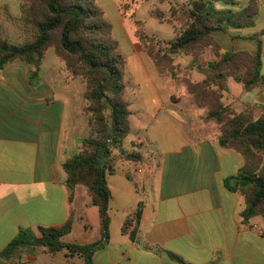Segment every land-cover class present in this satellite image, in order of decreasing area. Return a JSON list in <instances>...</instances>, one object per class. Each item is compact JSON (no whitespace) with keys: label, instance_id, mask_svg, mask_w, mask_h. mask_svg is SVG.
<instances>
[{"label":"crops","instance_id":"crops-1","mask_svg":"<svg viewBox=\"0 0 264 264\" xmlns=\"http://www.w3.org/2000/svg\"><path fill=\"white\" fill-rule=\"evenodd\" d=\"M122 2L105 0L100 6L106 14L107 5L114 3L125 25ZM160 2L169 3L166 11L158 9L168 19L171 6L186 0ZM248 2L220 0L216 6L240 9ZM23 3L0 0V26L20 19ZM213 37L224 53H261L264 65V0L253 26L215 31ZM128 38L129 48L121 52L126 57L131 133L137 136L132 148L125 147L140 152L147 168L139 170L137 181L121 169L128 161H119L108 174L110 240L94 253V264H181L172 255L190 264H264V220L244 221V195L226 187L246 165L244 155L221 145L219 127L205 120L208 109L196 105L186 85L155 64L135 35ZM176 59L178 64L180 59L187 65L192 61L191 56ZM217 59L209 47L197 65L206 67ZM64 75L55 53H48L39 69L16 60L0 70V250L23 228L41 235L40 228L63 226L71 216L73 228L64 241L89 244L101 239L100 211L89 189L66 185L64 164L77 153L85 123L82 87L66 84ZM192 75L202 79L196 71ZM223 100L254 120L264 113V88L246 90L233 77L226 81ZM132 117H138L136 126ZM140 202L139 231L132 239L123 227ZM10 264L85 260L41 246L16 255Z\"/></svg>","mask_w":264,"mask_h":264},{"label":"trees","instance_id":"trees-1","mask_svg":"<svg viewBox=\"0 0 264 264\" xmlns=\"http://www.w3.org/2000/svg\"><path fill=\"white\" fill-rule=\"evenodd\" d=\"M218 1L186 0L182 5L171 6L168 19L157 11L155 15L159 20L181 27L165 53L156 52L152 39H149L151 37L139 31V27L143 26L141 21H135V36L141 43L150 42L145 45V51L157 66L172 74L175 69L173 56H192L195 65L207 48L212 47L215 51L218 59L200 68L206 79L187 84V89L196 105L208 109L205 120L214 121L219 126L221 145L242 153L246 159L240 173L226 182L230 191H241L246 199L242 212L244 221L258 216L264 220V158L260 157L264 153V113L254 120L252 115L238 113L223 100L229 77L242 82L246 90L264 88L261 53H224L213 37L215 31L229 32L253 26L260 13L261 0H248V6L240 9L218 8ZM136 4L138 2L134 1L124 7L126 17H135ZM20 19L31 34L20 45L0 38V70L16 60L39 69L48 48L53 45L54 34L58 32L56 54L75 76H81L86 81V113L91 135L82 139L80 151L66 160L64 169L66 185L70 190L79 184L89 189L93 204L99 207L102 236L89 244L64 241V237L72 231L73 216L63 226L40 228L41 235L23 228L0 250V264H10L16 255L41 246L51 253L67 250L71 255L84 258L85 264H94V253L103 249L110 240L107 176L116 171L119 161L142 160L140 152L125 147V139L131 133L132 114L127 99L126 57L114 37L112 22L96 0H25ZM142 210L143 203L140 202L123 227L124 233L132 239L139 231ZM172 257L181 264H190L176 255Z\"/></svg>","mask_w":264,"mask_h":264},{"label":"rangeland","instance_id":"rangeland-1","mask_svg":"<svg viewBox=\"0 0 264 264\" xmlns=\"http://www.w3.org/2000/svg\"><path fill=\"white\" fill-rule=\"evenodd\" d=\"M96 1L98 2L99 5L100 3L105 4V0H96ZM122 1H123L122 2L123 9L124 7H127L128 5L132 4L134 1H137L138 4H136L135 18L132 19L130 17H127L125 25L122 22L123 18L119 15L115 4L109 3L107 5L106 16L109 20H111L114 26V37L121 44L120 50L122 49L126 50L129 48V43H127L128 42L127 39H130V38H128V35L129 34L135 35V30L137 29L136 27L137 25L134 23V21H141L143 23V26L139 27V31H142L143 33H145L147 37H151L149 39H152L153 41L152 45L154 46L156 52L159 51V53H165L164 51L165 49H168L169 43L172 42L171 40L176 39V37L181 31V27L175 26L167 21L161 22L155 16V13L158 11V9L162 11H166V7L168 6L169 3L167 2L164 4L160 2V0H145V1L122 0ZM24 4H25V0H24ZM26 4L28 5V3ZM30 34H31V30L30 32L28 31V29L24 26L22 19L11 20L9 22L4 21V24L0 26V38L10 43H14L18 45L24 44L26 40L29 39ZM58 39H59V33L56 32L53 36V42H52L53 45L50 48H48L46 55L48 53L56 54L55 45H57ZM146 44L149 45L150 42L147 41L146 43L145 42L141 43L143 49ZM180 56H188V55L173 56L174 58L173 63H174L175 69L172 71L173 74L170 71H166L167 73H170L173 77L181 80L182 83L186 85V87H187V84L189 83L202 82L203 80L206 79V76L200 70V68H203V66L197 65V62L194 65L192 61L189 65H187L186 62L182 59H180V62L178 64L176 58ZM57 57L61 60V58L58 55ZM61 61L65 67L64 82L66 84L76 85L77 88L82 87V91H83L82 92V115H83L84 123H85V126H84V129H85L84 136L85 137L84 138H87L91 135V128L89 125V116L86 113V107L88 105V102L85 99L86 81L81 76H77V75L75 76L72 70L68 69V66L66 65V63L63 60ZM192 71L198 72L202 79L198 80L194 78V76L192 75ZM62 74H63V71H60L61 77H62ZM137 120H138V117H132L133 126H136ZM136 136H137L136 132H132L125 139V146L127 148H132V142ZM144 145L146 146L147 144L145 143ZM81 146L82 144L78 146L77 152L80 151ZM144 148L146 149V147ZM129 150H132V149H129ZM263 154H260V157L262 159L264 158ZM146 168H147V165L145 162H142V160L141 161H128L127 163H124L121 165V169H126L131 174L134 181H137L139 178V174H140L139 170H144L145 172Z\"/></svg>","mask_w":264,"mask_h":264}]
</instances>
